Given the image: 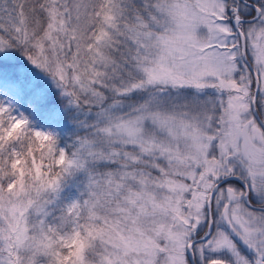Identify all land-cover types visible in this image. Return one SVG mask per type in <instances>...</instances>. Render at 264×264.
Segmentation results:
<instances>
[{"label": "snow or ice", "instance_id": "1", "mask_svg": "<svg viewBox=\"0 0 264 264\" xmlns=\"http://www.w3.org/2000/svg\"><path fill=\"white\" fill-rule=\"evenodd\" d=\"M0 264H264V0H0Z\"/></svg>", "mask_w": 264, "mask_h": 264}]
</instances>
